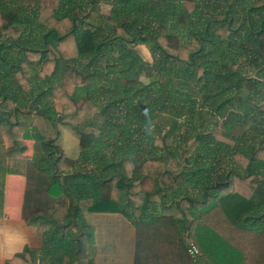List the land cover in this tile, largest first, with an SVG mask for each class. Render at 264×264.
I'll list each match as a JSON object with an SVG mask.
<instances>
[{
	"label": "trees",
	"instance_id": "trees-1",
	"mask_svg": "<svg viewBox=\"0 0 264 264\" xmlns=\"http://www.w3.org/2000/svg\"><path fill=\"white\" fill-rule=\"evenodd\" d=\"M25 140L41 245L4 264H94L86 213L131 223L132 264H193L185 232L204 264H264V0H0V219Z\"/></svg>",
	"mask_w": 264,
	"mask_h": 264
},
{
	"label": "crops",
	"instance_id": "crops-1",
	"mask_svg": "<svg viewBox=\"0 0 264 264\" xmlns=\"http://www.w3.org/2000/svg\"><path fill=\"white\" fill-rule=\"evenodd\" d=\"M27 141H29V145ZM25 142L20 156H8L6 158L3 187L4 214L0 219V264H4L6 259L20 252L25 246L38 249L41 245V230L36 226L26 224L22 219V210L25 207L24 195L27 185V162L31 158L33 150V141L25 140ZM5 144H9L7 137H5ZM31 201L30 207L34 206V203H31ZM88 215H92L91 217L95 221V226L99 227L97 229L94 227V264H132L134 228L131 223L124 218L126 236L123 237L122 247L118 250L115 236L114 238L112 236L115 234L112 228L108 227L105 229L102 225L107 215L112 220L117 213H86L85 218L87 220ZM124 239L127 242L123 245ZM126 244H128L129 250H125Z\"/></svg>",
	"mask_w": 264,
	"mask_h": 264
},
{
	"label": "rangeland",
	"instance_id": "rangeland-1",
	"mask_svg": "<svg viewBox=\"0 0 264 264\" xmlns=\"http://www.w3.org/2000/svg\"><path fill=\"white\" fill-rule=\"evenodd\" d=\"M101 11L104 12V13H107L110 9L109 5L106 4V3H101ZM189 8H192V6H189ZM204 20H202V23H203ZM242 31L244 32V34H247L246 33V30L245 29H242ZM250 37L249 34H247V37ZM250 40H252V37H250ZM137 53H138V56L140 58V62L139 64L135 67V73L138 74V76L140 77V79L142 80V82L144 83H148L150 79H148L144 72L141 71V69L143 70V61L146 62V63H151L152 62V56H151V49L149 47V45L147 44H139L137 46ZM250 56V55H249ZM215 68L213 69V71L211 72H208L207 73V80L208 82L210 83V78L212 77V75L217 72V71H222V72H226L227 69H228V66L227 64H220V65H216L214 66ZM114 78H117V77H114ZM97 89V82L93 81V83L91 82L89 87H88V92H94V90ZM80 93L82 94L83 91H80ZM48 97L45 98V100H47ZM104 101L103 99H101V102ZM77 135L75 133H73L70 129H66V128H63L62 129V137H60L59 141L60 142V145L61 147L63 148L64 151L67 152L68 155L70 156H75L77 155ZM26 143V142H25ZM27 144L29 145V141H27ZM32 155V154H31ZM168 168L169 169H172V170H175V168L171 165V164H168ZM27 173V171H26ZM27 176L26 175V179H27ZM28 180V179H27ZM29 187V186H28ZM26 188H27V185H26ZM32 194V192L28 191L27 192V202L29 201V198L30 195ZM31 199V197H30ZM37 206V205H36ZM27 208V206H26ZM88 221L90 222V224H92L96 229L99 228L97 226H95V221L93 220V218L91 217L92 215H88ZM106 216V215H105ZM123 215L117 213V215H115V217L109 219L108 215L105 217V221L103 222V227L105 229H107L108 227L109 228H112L113 232L115 234H113V238L115 236V240H116V245L117 247L119 248L118 250L121 249L122 247V242H123V237H125V221H124V216L122 217ZM98 222V220H97ZM124 222V223H123ZM95 234V233H94ZM126 239H124V243L123 245L126 243ZM128 249L129 250V246L128 244H126L125 246V250ZM133 251H134V246H133Z\"/></svg>",
	"mask_w": 264,
	"mask_h": 264
},
{
	"label": "built area",
	"instance_id": "built-area-1",
	"mask_svg": "<svg viewBox=\"0 0 264 264\" xmlns=\"http://www.w3.org/2000/svg\"><path fill=\"white\" fill-rule=\"evenodd\" d=\"M184 241L186 244V252L194 264H204L201 258V251L199 250L195 241L188 236V233H184Z\"/></svg>",
	"mask_w": 264,
	"mask_h": 264
}]
</instances>
